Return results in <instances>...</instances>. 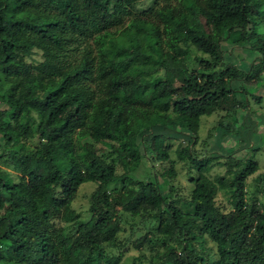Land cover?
Segmentation results:
<instances>
[{
	"label": "trees",
	"instance_id": "16d2710c",
	"mask_svg": "<svg viewBox=\"0 0 264 264\" xmlns=\"http://www.w3.org/2000/svg\"><path fill=\"white\" fill-rule=\"evenodd\" d=\"M262 70L264 0H0V264H264V201L245 197ZM210 114L237 146L198 139Z\"/></svg>",
	"mask_w": 264,
	"mask_h": 264
},
{
	"label": "rangeland",
	"instance_id": "374dc122",
	"mask_svg": "<svg viewBox=\"0 0 264 264\" xmlns=\"http://www.w3.org/2000/svg\"><path fill=\"white\" fill-rule=\"evenodd\" d=\"M237 51L233 52V58L235 60H238V56L236 55ZM235 54V55H234ZM39 59V54L36 50L32 52V54L29 57H26L27 62H35ZM240 61V60H238ZM259 77L261 79H264V70L259 72ZM256 94L261 95V101L259 106L255 105V109H259L262 113H264V95L263 90H258ZM218 119V115L210 114L207 116H203L200 119V125L198 129V139L204 137L208 131H211L212 135L210 134V140H209V146L210 149H213L215 151H221V149H224L226 147H229L230 145L233 147L237 146L238 144L233 140V136H220L219 128L216 126V120ZM261 127H258V130L256 131L257 135L255 137L254 142V148L252 150L248 149L247 156H252V159L256 162L257 169L246 177L245 179V189L246 194L245 197H252L253 199L257 201H264V196L260 192V190L257 188L259 185V177L261 173L264 171V117L261 119ZM214 127V129H212ZM212 129V130H211ZM28 145H33L34 139H30L26 141ZM169 148H168V155L173 160V170L175 171V175L173 178L170 179V182L174 186V190L182 195L187 194L190 183L187 180V174H186V168H187V162L184 160L177 159L175 155V148L180 145L183 146L185 144V139L180 138V136H177L176 134H171L169 139ZM95 147L97 149H102L103 146L100 143H96ZM223 151V150H222ZM234 154L237 158H240V155L243 154V149L235 150ZM145 164V163H144ZM153 166L154 169L158 172L162 171L164 168L168 166V164L164 161H156ZM146 165V164H145ZM0 166L2 168L6 167L2 163H0ZM9 171V178L11 181L16 180V173L12 171L8 166L5 168ZM223 170V166L219 164L218 162L212 161L211 164L208 167L207 173L209 175L218 174L221 173ZM116 172H121V168L116 165ZM119 182H116L113 184V186H118ZM94 186V183L92 182H83L81 183L75 192V195L73 199L71 200L70 207L78 213L79 217L84 219L87 215V198ZM217 199H221L218 197ZM222 201V200H221ZM124 232H122L121 237H129V238H135L137 234L142 233L143 229L139 227L137 224L133 227L132 233H130V229L128 225H123ZM206 245L209 246L210 243L206 241ZM107 252L109 253V249H107ZM138 252L131 246L130 243H127L120 251L121 257L123 260H128L130 257L136 255Z\"/></svg>",
	"mask_w": 264,
	"mask_h": 264
}]
</instances>
